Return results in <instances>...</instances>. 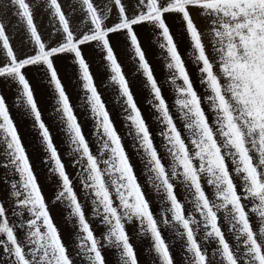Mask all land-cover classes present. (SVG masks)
<instances>
[{
    "label": "snow or ice",
    "instance_id": "obj_1",
    "mask_svg": "<svg viewBox=\"0 0 264 264\" xmlns=\"http://www.w3.org/2000/svg\"><path fill=\"white\" fill-rule=\"evenodd\" d=\"M47 2L52 17L58 21L61 39L55 46H48L38 31L28 0H12L34 48L32 54L18 57L6 26L0 21V46L6 55V62H0V77L16 87L17 101L32 117L39 132L50 171L59 178L56 199L67 203L74 218L78 255L83 254L88 264H105L102 248L107 244L119 251L120 264H138L126 230L127 222L138 221L140 231L150 236L151 249L160 264H174L170 246L161 232L162 222L176 229L190 264H215L197 238L199 230L203 231L205 240L215 241L214 254L219 256V264H264V0H139V10L131 15L122 0H112L118 16L110 26L105 22L107 14L97 8L93 0H81L89 26L80 33L71 28L59 0ZM193 7L200 9L201 15L209 21L207 46L191 15ZM167 13H176L182 18L202 92L194 86L166 22ZM144 23L152 25L160 37V47L166 53L168 80L175 93L174 106L187 136L177 127L134 30ZM119 32L125 33L137 60V71L142 74L152 97L149 103L163 125L160 135L170 157L167 166L110 41V34ZM86 44H95L100 49L109 73L107 78L118 99L123 101L130 135L149 173L148 182L165 205L162 221L153 214L122 138L97 89L82 51ZM58 54L70 55L73 59L74 71L94 121L102 159L93 153L58 75L54 63ZM29 66L42 72L53 89L58 118L71 152L81 165L83 187L91 198L94 214L100 217L105 228L102 240L97 238L86 218L84 206L42 118L25 73ZM0 142L6 153L5 166H10L18 176L11 182V196L15 197L18 208L30 214V218L19 225L26 228L22 242L17 226L9 221L5 204L0 203V249L8 254L10 264H74L50 215L3 95H0ZM204 178L211 188L210 193L202 183ZM177 184L191 195L192 211L186 212L178 198ZM221 213L238 242L235 248L221 228ZM250 213L258 219V231L254 230Z\"/></svg>",
    "mask_w": 264,
    "mask_h": 264
},
{
    "label": "crops",
    "instance_id": "obj_2",
    "mask_svg": "<svg viewBox=\"0 0 264 264\" xmlns=\"http://www.w3.org/2000/svg\"><path fill=\"white\" fill-rule=\"evenodd\" d=\"M28 2L33 8L34 20L43 41L48 46H55L57 41L61 39V33L59 31L58 21L51 15L47 0H28ZM59 2L61 3L66 16L69 18L70 26L73 31L80 33L87 30L89 25L85 20V13L82 11L81 0H59ZM93 2L97 8L103 9L105 14H107V19L105 21L106 24L110 26L116 22L118 9L115 7L114 3H112V0H93ZM122 3H124L126 11L130 15L137 12L140 7L139 0H122ZM109 9L110 13H108ZM190 12L194 21L203 33V39L207 46L209 44V34L207 31L209 21L205 16L201 15V10L198 8L193 7L190 9ZM165 17L177 42L178 49L185 60L189 74L193 79L194 86L197 88L198 92L204 91L199 83L197 66L193 63L190 55V42L184 32L182 18L176 13H167L165 14ZM0 21L6 26L7 34L16 55L18 57H23L32 54L34 45L30 40V37L27 35L24 22L17 15V8L12 3V0H0ZM134 30L137 32L141 47L152 67L153 74L161 86L162 94L170 105V110L176 120L177 127L181 128L184 136H187V133L183 131V122L180 120L179 113L174 106L175 93L168 80L169 70L165 66L166 53L160 47V37L154 31L153 26L147 23L135 26ZM110 41L113 45L117 59L129 80L134 99L136 100L138 107L141 109L142 115L153 134L154 143L157 146L158 152L167 166L170 162V157L166 154L165 142L160 135L163 125L157 120L156 117L158 114L152 104L149 103L152 97L149 94L142 74L137 71V60L129 46L125 33L119 32L110 34ZM82 51L89 63L90 71L93 74L97 89L101 93L102 99L109 110L113 123L117 128L125 149L128 152L129 158L133 163L134 170L139 171V173H136L137 179L145 192L146 198L149 202L153 201V194L155 191L151 187V184L147 183L149 174L144 171V161L130 135L128 123L125 119L126 113L122 108L123 101L118 99L117 92L111 86L107 78L109 73L100 54V49L97 48L95 44H86L82 46ZM208 51L211 56V49L209 48ZM212 58L215 59L214 56ZM0 62H6V55L2 46H0ZM54 63L58 75L61 78V82L65 87L70 102L73 105V109L81 124L85 137L89 141L93 153L97 155L98 158H101L98 151L100 144L97 142V136L95 135L94 121L91 117L90 110L87 108L84 91L80 85L78 76L74 71L73 59L70 55L58 54L54 59ZM25 73L32 85L34 96L38 107L41 110L42 118L49 127L53 142L61 155L65 169L72 180L73 187L84 206L86 218L97 238L102 240V234L104 233L105 228L100 223V217L94 214L91 198L88 195L87 190L83 187L81 165L76 162V157L71 152L64 126L58 118L55 97L53 89L49 84V80L42 74V72H38L36 68L32 66L26 68ZM0 95L5 96L10 115L17 126V130L33 165L34 172L38 177V182L48 205L50 215L60 231L61 238L68 248L70 257L73 259L74 264H88V261L83 254L78 255L79 241L77 239V230L74 227V218L70 215V208L65 201H58L56 199L59 191V178L50 171L51 165L47 161L45 149L39 138V132L37 128L34 127L32 117L26 114V110L21 106V103L17 101L16 87L2 77H0ZM206 103L207 102H205V105ZM6 164L7 158L4 151V145L0 142V203L5 204V207L8 210L7 214L9 221L11 224L17 226L18 238L23 242L26 228H20L19 225L24 219L30 218V214L27 213L26 210L20 209L15 205V197L11 196V182L18 179V176L14 175L11 167H6ZM202 183L205 184L206 192L210 193L211 188L206 184V178L202 180ZM181 187L182 185L177 184L175 189L179 198L181 192L185 194V191L180 189ZM153 205L154 204H151V206ZM189 205L190 208H192L191 202ZM250 207L251 206L249 205V208ZM156 212L158 216V210ZM16 213H19V215ZM220 215V224L225 237L235 248L238 243L235 239V235L230 231V226L223 219L222 213ZM156 218L158 221H162L159 217ZM250 219L252 220L254 230L258 231L259 222L255 214L250 213ZM163 224L164 223L162 222L160 223V228L163 230L161 232L170 246L174 264H190V258L185 254L183 248V241L176 235V229L169 225L164 227ZM126 230L130 242L135 249L138 264H160L155 253L151 249L150 236L145 235L140 231L139 224L136 221L127 222ZM204 248L208 251L209 259L213 260L215 264H219V256L214 254L215 248L210 246ZM102 253L105 258V264H120V254L115 248L105 244L102 248ZM0 264H10V257L2 249H0Z\"/></svg>",
    "mask_w": 264,
    "mask_h": 264
},
{
    "label": "rangeland",
    "instance_id": "obj_3",
    "mask_svg": "<svg viewBox=\"0 0 264 264\" xmlns=\"http://www.w3.org/2000/svg\"><path fill=\"white\" fill-rule=\"evenodd\" d=\"M135 171V173H139V171L138 170H134ZM144 171H146V170H144ZM147 172V171H146ZM149 174V173H148ZM147 183L149 184V182H148V180H147ZM151 187H152V185H151ZM181 190H184L185 191V189H184V187L182 186L181 188H180ZM153 197H154V200L153 201H150V206H151V204H154L153 206H151V209H152V211H153V214L156 216V217H159L160 219H162L163 218V216L165 215V213L162 211L163 210V208L165 207V205L164 204H162V197L160 196V195H158L156 192L153 194ZM179 198V197H178ZM180 200H181V202L185 205V209H186V212L187 211H192V208H190V205H189V203L191 202V200H192V197H191V195L189 194V193H187L186 191H185V194H183L182 192L180 193V198H179ZM191 206H192V203H191ZM158 210V216H157V211ZM170 214H168V216H169ZM198 220L200 219V217H199V215L197 214V217H196ZM138 224H139V222L138 221H136ZM163 226L164 227H166V225L165 224H163ZM164 227H163V229H164ZM161 231H163V230H161ZM197 238L199 239V241H200V243L202 244V246L203 247H214V248H216L217 247V245H216V243H215V241H213V240H205L204 239V233H203V231L202 230H199V231H197Z\"/></svg>",
    "mask_w": 264,
    "mask_h": 264
}]
</instances>
